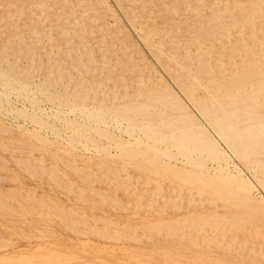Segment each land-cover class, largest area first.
Instances as JSON below:
<instances>
[{
    "label": "bare ground",
    "instance_id": "bare-ground-1",
    "mask_svg": "<svg viewBox=\"0 0 264 264\" xmlns=\"http://www.w3.org/2000/svg\"><path fill=\"white\" fill-rule=\"evenodd\" d=\"M111 1L0 0L2 111L55 136L0 126V151L92 211L0 187V217H18L9 232L38 241L20 260L264 264V0ZM42 98L62 127L40 114ZM36 215L71 229L73 246L46 244Z\"/></svg>",
    "mask_w": 264,
    "mask_h": 264
},
{
    "label": "rangeland",
    "instance_id": "rangeland-1",
    "mask_svg": "<svg viewBox=\"0 0 264 264\" xmlns=\"http://www.w3.org/2000/svg\"><path fill=\"white\" fill-rule=\"evenodd\" d=\"M108 1H109L110 4L112 3L111 0H108ZM117 10L118 9H116V8L114 9V11H115V13L117 15V18H118V24L121 25V26L122 25L125 26L127 28L126 30L130 29L127 32H129V34H130V36L132 37L133 40H136L137 41L138 40V37L136 35V32L131 27V25L129 24V22L123 17V15L120 13V11L118 10V12H117ZM112 24H113V27H115L114 26L115 23H112ZM28 36H31V34H28ZM45 42H46V39H45ZM138 42H140V43H138ZM137 43L139 45V48H141L142 51L146 55L149 56V52H148V50H146L147 48L142 43V41H139L138 40ZM142 44H143V46H142ZM149 59H151V58H149ZM172 88L174 90H177L173 84H172ZM10 98L12 100V103L16 107L22 108V107H25L26 106V104H23V101L17 99V95L15 97L14 94H11ZM42 100L44 102L41 101L40 107H43L42 108L43 110L42 109L40 110V114H42L44 116V118L47 119L48 121H50L52 124L54 123L55 126L62 127L63 126L62 123L57 118L54 119L55 116H53V114H52V108L55 106V105H53L54 103H51V101H47L46 98L45 99L42 98ZM4 106H5V104H4ZM27 108L30 109L29 106H27ZM0 110H1L0 111V126H2L4 128V130L10 132V135L9 136H12L14 138L19 139L20 136L18 137V136H15V135H20L23 132L25 133V132H28V131H33V132H35L37 134L40 132L39 135H43L47 139H51V140H52V138L55 139V136L48 129L46 130V129L43 128L42 130H37V129H41V127L39 128L38 125L31 123L30 121L26 120L25 118H22L21 117V118L18 119V118H15L14 116H11V115L7 114V113L5 114V111H2L1 102H0ZM49 111H50V113H49ZM48 115H49V117H48ZM16 128H17V130H16ZM30 128H32V129H30ZM114 131L117 132L118 134H120L119 131H117V130H114ZM12 133H14L15 135H12ZM45 133H47V134H45ZM68 133H69L68 131L66 132L65 130L62 129V134H63L62 138H65L66 137L65 135H67ZM66 138L65 139H61L60 138L59 140L62 143H67L66 142ZM34 139L33 138H29V137L26 138L27 146L30 145V144H32V143H33V147H36L37 146V143L39 145V139L38 138H37L38 140L36 138H34ZM100 143L103 144L104 142H100ZM98 144H99V142H98ZM76 148H74V149H76V151L79 154H83L85 158L94 157L97 154L95 152V148H93L92 150H90V152H88L89 151L88 149L87 150H84L85 149L84 146H81V145H76ZM112 151L114 152V149H112ZM35 154L36 155L34 156V158L35 157H38V156L41 157V153L40 152H35ZM0 155H1L2 159H3L2 161L0 160V166H6V168H7L6 171L0 170V176H1L0 177V187L1 188H3V189H10V188L16 189L20 185H23L24 187H26V188H28V189H30L32 191L35 190L34 191L35 194H38L41 197H44V198H46V199L49 200L50 196L48 198V195L49 194L48 193H45V192H50L51 193L50 188L53 187L54 184H52L53 186L46 184V182L48 181V179L46 178V175H43L45 177V178H43V176H42V174H41V172L39 170L37 171L36 174H31L30 172H28V171H26L24 169L19 168L18 165L14 161H12V160L10 161V153L8 151H0ZM18 155H20V154H18ZM32 158H33V156H32ZM48 159H49V157H45L44 158L45 163L48 162ZM77 164H78V166H83L84 165L83 162L80 161V160L77 162ZM235 164H236V161L235 160H232V164L231 165H235ZM224 165H226V163H224ZM11 175H13V176H11ZM40 176H42V177H40ZM245 176L248 178V173L245 172ZM14 178H15V180H14ZM55 193L56 192H54V193L52 192L51 195L52 196L53 195L54 196H57V203H59V202H60V204L63 203L64 205H66V208L67 207L70 208V209L74 208L75 210L78 209V210H76V212H77V214H79L81 216H83L84 213H86V212H88V214H92V211H89V207L88 206H86V207H88L86 209L85 205H82V206L80 204L79 205H76L78 202L75 200V198H74L73 195H70V194H67V193H62V191L61 192H58L56 194ZM12 203L14 204V203H16V201H13L12 200ZM104 208H101V210H98V212L97 211H94V212L96 214H98L101 218L107 217L106 216L107 214H108V216L110 214H112L111 215L112 217H119L118 214H116L115 212H112V211H110L108 209H104ZM103 213H105V214H103ZM8 216L9 217H6V220H4L3 217L2 218L0 217V264H3V263L12 264L13 261L16 262V264L17 263H20V264H38V263L34 262V260H29V259L28 260H25V261H21L20 260V254H22L24 251L26 252V251L36 250L35 247H36V244H37L38 241L37 240H34V239H32V241H29V239H24L22 237H19V235H16L14 233L12 234L11 232H9L8 226L10 224V221L12 219L13 220H17L18 217L17 216H13V215H8ZM33 220H35L36 224L38 223V225H40L42 228L44 227L43 229L45 230L46 237H47V239H45L46 240V244H49L51 242L54 243L55 241H57V239H56L57 236H61L62 238H66L67 240H69L70 241V244L73 246V239H74L73 237L75 236L74 232L71 229H68V228L64 227L61 224L60 221H57L56 220V221H54L55 223H53V225L47 226L43 222H41L42 221L41 218L39 216H37V215L35 216V218ZM16 226L18 228L17 230L20 231V232H23L24 235L26 233L32 234L31 233L32 231L28 232V230L26 229V227H22V225H16ZM98 226L101 227V226H104V224H102V222H100V223H98ZM62 230H63V233L64 234L62 233ZM25 238H27V236ZM92 239L94 241L98 239L97 242H100V240L103 241L99 237H95V236H94V238L92 236ZM56 243H58V242H56ZM29 245H32V246H29ZM31 247H34V248H31ZM12 255L16 259L10 258L11 259L10 260L11 263H9V261L7 259L9 257H12ZM85 260L86 259H74V260H72L73 261L72 264H74L75 262L78 263V264H86Z\"/></svg>",
    "mask_w": 264,
    "mask_h": 264
}]
</instances>
